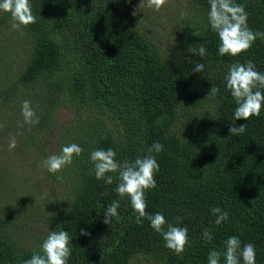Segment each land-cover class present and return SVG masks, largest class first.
Masks as SVG:
<instances>
[{"label": "trees", "instance_id": "trees-1", "mask_svg": "<svg viewBox=\"0 0 264 264\" xmlns=\"http://www.w3.org/2000/svg\"><path fill=\"white\" fill-rule=\"evenodd\" d=\"M181 1L167 0L171 11L155 14L139 0H29L35 23L17 29L0 11V110L8 115L0 134L19 132V142L34 144L43 159L73 143L83 149L50 174L58 194L42 218L43 197L24 195L0 167V264L42 254L48 234L61 230L72 238L68 264H207L230 236L252 243L255 264H264V104L259 116L232 121L236 103L225 85L233 63L251 60L264 73V39L220 56L209 0ZM234 3L243 5L251 31L264 32V0ZM201 44L203 58L188 51ZM10 54L20 58L16 71ZM195 62L205 64L203 72L192 71ZM211 87L219 90L215 98ZM25 100L38 124H24ZM61 107L72 116L59 123ZM240 124L243 134L228 132ZM153 142L163 150L153 152L159 170L156 187L144 194L146 212L163 214L165 229L187 227L180 255L147 219H137L127 196L116 195L118 174L108 173L112 184L97 180L89 159L93 150L111 148L118 162L134 161ZM114 200L120 206L107 225L104 211ZM217 206L228 213L220 225L211 212ZM205 229L211 241L203 239Z\"/></svg>", "mask_w": 264, "mask_h": 264}, {"label": "clouds", "instance_id": "clouds-1", "mask_svg": "<svg viewBox=\"0 0 264 264\" xmlns=\"http://www.w3.org/2000/svg\"><path fill=\"white\" fill-rule=\"evenodd\" d=\"M167 0H146L149 8L159 11L165 5ZM210 10L208 19L211 29L217 33L219 38L218 55L237 56L241 52L247 51L252 43L257 39H264V32H253L247 24V12L243 5L234 3V0H209ZM0 11L11 14L13 29L21 25L27 26L35 23V16L31 12L29 0H0ZM137 10H133L132 15H136ZM189 52L203 58L206 48L201 44L199 48L188 49ZM193 63V61H189ZM255 63L248 60L246 64L233 63L229 65L225 76L226 89L234 98L236 107L232 115V121L243 119L248 120L252 116H259L262 104H264V73L255 70ZM205 69L204 63L195 62L193 72L201 73ZM219 90L211 87L210 94L215 98ZM21 113L24 124L34 125L39 123V117L27 100L21 105ZM4 124L0 123V128ZM246 131V125L231 126L228 132L234 136H239ZM16 147L15 137L9 140V149ZM163 150V145L159 142L153 144L146 150L147 154L143 157H137L134 161L118 162L116 152L109 148L107 150L97 149L90 153L89 159L93 165L95 178L103 180L105 184L113 183V176L108 173H117L118 184L115 193L119 198L127 196L137 219H147L150 227L159 233L165 242V247L174 251L177 255L183 253L185 246L189 243L187 227L173 226L167 224L163 214H149L146 212L147 204L145 202V191L156 187L155 173L159 170V165L153 152L159 153ZM83 149L73 143L62 146L59 154H53L43 159L40 163L50 174L60 172L64 167L71 165L73 156H79ZM119 200H114L107 205L104 211L103 222L110 224L111 219L117 215ZM216 216L214 223L220 225L228 219L227 211H222L220 207L211 209ZM177 222L181 219L177 217ZM81 235H88L84 230H80ZM205 241L212 240V234L208 229L202 233ZM72 238L67 231H51L41 244L42 254H33L23 264H68L71 256L69 242ZM255 246L252 243L243 244L236 236H230L225 241L224 250H212L208 253L207 264H255Z\"/></svg>", "mask_w": 264, "mask_h": 264}, {"label": "rangeland", "instance_id": "rangeland-1", "mask_svg": "<svg viewBox=\"0 0 264 264\" xmlns=\"http://www.w3.org/2000/svg\"><path fill=\"white\" fill-rule=\"evenodd\" d=\"M184 2L185 0H182L181 5H183ZM139 3L143 4V6L146 8V0H139ZM179 8L182 7H178V9ZM165 11L167 12L171 10L168 7H161L159 11H155V14ZM187 12L188 11H185L184 13ZM7 60H10L8 61V64L13 66L14 71L20 67V62H18L20 58L16 54H10ZM60 109L61 110H59V112L57 111V116L60 117L59 123H62L67 118L72 116V112L70 109L64 107H61ZM2 120L8 121V115L6 112L0 110V123H2ZM18 134L19 132L17 131L10 133L9 135L0 134V167L6 169L5 171L8 178H10V181L15 187L20 188L24 195L29 196V198H32V196H38L40 198L43 197V204L41 205L42 207H40L38 210V216L42 218L43 210L49 197L51 195L58 194V191L52 190L55 180L50 176V173H48L47 170L41 166L40 162L43 160V158L40 157V149L33 147L34 144L32 143H30L28 146H25L22 141L19 142ZM11 137H15L16 147L10 150L9 140ZM38 188H41L43 191L39 192V195H34V192ZM0 196L3 195L0 194ZM50 206L51 205H49V207ZM41 222L42 223L38 226L44 225L43 221Z\"/></svg>", "mask_w": 264, "mask_h": 264}]
</instances>
